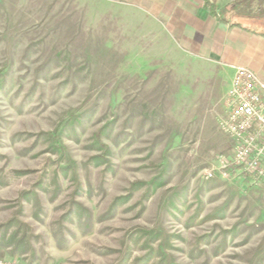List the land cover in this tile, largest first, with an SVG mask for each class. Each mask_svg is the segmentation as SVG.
Wrapping results in <instances>:
<instances>
[{"label":"rangeland","instance_id":"rangeland-1","mask_svg":"<svg viewBox=\"0 0 264 264\" xmlns=\"http://www.w3.org/2000/svg\"><path fill=\"white\" fill-rule=\"evenodd\" d=\"M151 35L120 3L0 0V258L264 264V180L221 174L229 73Z\"/></svg>","mask_w":264,"mask_h":264},{"label":"crops","instance_id":"crops-1","mask_svg":"<svg viewBox=\"0 0 264 264\" xmlns=\"http://www.w3.org/2000/svg\"><path fill=\"white\" fill-rule=\"evenodd\" d=\"M106 1L136 8L152 26L151 39L156 41V48L173 50L229 73L227 90L236 66L250 68L264 81V32L226 16H233L236 9L231 0L216 1L215 14L205 0ZM224 7L230 10L227 14Z\"/></svg>","mask_w":264,"mask_h":264},{"label":"built area","instance_id":"built-area-1","mask_svg":"<svg viewBox=\"0 0 264 264\" xmlns=\"http://www.w3.org/2000/svg\"><path fill=\"white\" fill-rule=\"evenodd\" d=\"M232 145V156L222 159L224 177L230 167L253 181L264 180V81L248 67L236 66L226 93L225 110L218 121ZM212 176V172L208 173ZM0 264H20L0 258Z\"/></svg>","mask_w":264,"mask_h":264},{"label":"trees","instance_id":"trees-1","mask_svg":"<svg viewBox=\"0 0 264 264\" xmlns=\"http://www.w3.org/2000/svg\"><path fill=\"white\" fill-rule=\"evenodd\" d=\"M239 2H242L243 6H241V7H243L242 9H244V10H242V9L239 11L234 10V15H236V16H241V17L246 16L248 18H252V15L246 9L248 8L250 10V8L254 2H256L258 10H264V0H239ZM205 3L207 6L210 7L211 12L213 14H215V7H214L213 2H211L210 0H205Z\"/></svg>","mask_w":264,"mask_h":264}]
</instances>
